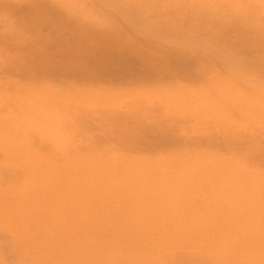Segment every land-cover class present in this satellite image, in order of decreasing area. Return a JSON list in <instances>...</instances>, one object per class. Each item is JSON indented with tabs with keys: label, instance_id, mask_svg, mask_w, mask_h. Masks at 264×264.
<instances>
[{
	"label": "bare ground",
	"instance_id": "6f19581e",
	"mask_svg": "<svg viewBox=\"0 0 264 264\" xmlns=\"http://www.w3.org/2000/svg\"><path fill=\"white\" fill-rule=\"evenodd\" d=\"M45 1L66 52L0 48L2 262L264 264V0Z\"/></svg>",
	"mask_w": 264,
	"mask_h": 264
},
{
	"label": "rangeland",
	"instance_id": "374dc122",
	"mask_svg": "<svg viewBox=\"0 0 264 264\" xmlns=\"http://www.w3.org/2000/svg\"><path fill=\"white\" fill-rule=\"evenodd\" d=\"M112 1H113L114 5H116V4L118 5L115 7H121L122 6L121 8H123L125 10L128 9L127 11L132 10V11L140 12V7L137 3L133 4V3H130V1L125 2L124 0H112ZM131 1H134V0H131ZM1 2H2V0H0V16L6 17L5 20H8L7 18H9V20H11L10 23H12V25H13V30H10V32H11L10 37H8L7 35L2 36L5 40L2 44H1V40H0V48H2L3 50L5 48H6V50H10L11 49L10 40H13L16 37H18V38H21V40H24L26 42V44L33 45L34 48H37V49L41 50L42 52H44L43 53L44 55H53V54H59L61 52H66V46H65L64 42L57 40L55 36H52L51 38H49V34H47V33H51L53 28L46 26L44 24L46 23V21H52L54 19L52 10H47L45 12L38 10V9L44 10V6L46 7L47 4L51 5L50 2H47L45 0H38V2H36V1L31 2L30 4H26L24 7H20L16 10L8 8L5 4L2 5ZM228 3L229 2L223 3V4L221 3L220 5L224 6V5H228ZM174 5L178 6V4L176 5V3ZM180 8H182V6H180ZM178 10H179V8H178ZM178 10L176 8V11L174 13H177L180 15L181 11L180 10L178 11ZM251 10L255 11V14L253 16H256V18H259V19L260 18L264 19V16L262 15V7L260 5L253 6V8H251ZM181 13L183 14L184 12H181ZM146 16L147 15H145V16L140 15L141 18L146 17ZM31 20H33L34 22L39 24L37 28H39L40 32H35L36 34L35 33L33 34L35 36H32L30 38L31 35L28 32H25L23 30V33H22V32H18V30L22 26L24 28H26V24L30 23ZM143 20L145 22L147 21V19H144V18H143ZM0 23H1V25L4 24L3 20H1ZM131 23H132V25L130 24L131 27H124V26L119 27V31H122V33H123L122 34L123 38H120V39L123 41L127 40L129 42L133 41L137 44V47H139V48H142V47H145L146 45H149L150 41L141 40V39L137 40L133 37V35H130L131 32L133 31L131 28L138 29L139 27L140 28L144 27L141 20L139 19V22L132 21ZM74 25H71V26L66 25L62 29H59L58 32H60V33L57 35V37L63 38V39L66 37L68 38L69 36L67 34L70 33V31L75 30V29L78 30L81 27L84 28L83 26H79V25L74 26ZM8 30H5V31H8ZM40 33H43L42 36H40L41 35ZM190 34H191L189 37L190 39L186 38L187 39L185 41L186 43L194 44L196 47L205 46V45H201L199 42H202L203 44L204 43L209 44V43H207V41L205 39L207 37L199 35L200 32L197 31V34H195V36H193L194 38H192L193 33H190ZM196 35L199 37H196ZM232 36H234V35H232ZM180 37H181V40H185V36L180 35ZM98 38L102 39L99 36H98ZM54 39H56L57 41H55ZM172 41H175V40H172ZM173 47H176V46H173ZM68 50L72 51V54H74V52H75V49H69L68 48ZM213 52L218 53V51H215V50H213ZM199 53H201V52H199ZM99 54H101V52L97 51L96 56H98ZM239 61L242 63V65H240L237 62H233L234 63V64H232L233 69L237 70L238 72H250L252 70V66L251 67L248 66V61H246L245 63H244V59H240ZM174 67H177L179 70H181V68L179 66V62L170 64V68H174ZM6 75L8 77H5V78H14V79L20 81V79H17L18 77L14 76L12 73H8ZM0 261H1V264H5V262H7V264H12L11 261L2 262L1 259H0ZM19 263H21V260H19ZM15 264H18V263H15Z\"/></svg>",
	"mask_w": 264,
	"mask_h": 264
}]
</instances>
